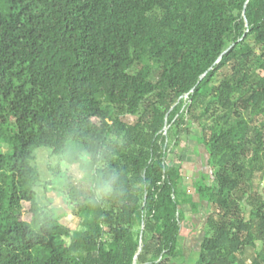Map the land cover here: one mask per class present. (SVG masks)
<instances>
[{"label":"trees","instance_id":"1","mask_svg":"<svg viewBox=\"0 0 264 264\" xmlns=\"http://www.w3.org/2000/svg\"><path fill=\"white\" fill-rule=\"evenodd\" d=\"M192 124L212 168L193 193L171 158ZM72 146L117 177L78 202L65 181L74 229L33 154ZM203 202L192 264H264V0H0V264H133L141 231L136 264H174Z\"/></svg>","mask_w":264,"mask_h":264},{"label":"rangeland","instance_id":"2","mask_svg":"<svg viewBox=\"0 0 264 264\" xmlns=\"http://www.w3.org/2000/svg\"><path fill=\"white\" fill-rule=\"evenodd\" d=\"M133 117L128 116L126 119L131 120ZM199 135V128L192 124L190 127V132H184L181 138L185 141L183 149L181 150V158H177L174 155L171 157L175 165L180 164L182 170L186 175V185L188 190L193 193V187L191 183L201 175L206 177V183H212V168L208 164V154L205 151L202 144L197 142V136ZM2 150L4 152L9 151V147L5 144L2 145ZM77 150H80L78 146L70 147V152L73 153ZM33 154L36 158V166L40 172V178L36 183V197L38 202L42 206H49V209H52L56 216L60 218L62 222L69 225L71 229L79 228L80 218L77 216L74 207L67 204L66 192H68V186L65 184V180L62 179L61 173L59 175H54L52 168L58 167L59 164H56L54 167L50 161H55L58 156L54 155L51 152V149L48 147H36L33 151ZM51 180L52 183L48 181ZM76 189L81 193L76 202L81 201L88 195L87 185H74ZM66 195V196H65ZM194 199H197V196L194 194ZM202 210L199 214H192L189 211L188 206L186 208V216L190 222H193L195 226L187 225L182 231V235L179 239V246L183 249V257L174 264H192L195 262L199 256L200 251V241L205 234H209L206 228V215L208 206L203 202ZM25 212L28 208V203H24ZM36 254H39L42 259H44V254L39 251H34ZM255 257V251L252 247H247L245 250L243 258L250 262Z\"/></svg>","mask_w":264,"mask_h":264},{"label":"clouds","instance_id":"3","mask_svg":"<svg viewBox=\"0 0 264 264\" xmlns=\"http://www.w3.org/2000/svg\"><path fill=\"white\" fill-rule=\"evenodd\" d=\"M47 163L53 167L59 164L62 179L73 185H87L97 200L113 194L117 177L115 172L105 171L106 162L100 152L77 150Z\"/></svg>","mask_w":264,"mask_h":264},{"label":"water","instance_id":"4","mask_svg":"<svg viewBox=\"0 0 264 264\" xmlns=\"http://www.w3.org/2000/svg\"><path fill=\"white\" fill-rule=\"evenodd\" d=\"M220 57H221V55H220ZM220 57H219V58H220ZM143 226H144V224L142 223V225H141V230L143 229ZM141 248H142V231H141V233H140L139 247H138V251H137V253H136L135 256H134L133 264H136V263H137V262H136V260H137V256H138L139 252L141 251Z\"/></svg>","mask_w":264,"mask_h":264}]
</instances>
